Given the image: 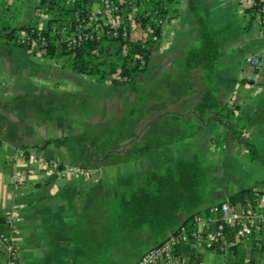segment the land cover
I'll list each match as a JSON object with an SVG mask.
<instances>
[{
    "label": "trees",
    "instance_id": "1",
    "mask_svg": "<svg viewBox=\"0 0 264 264\" xmlns=\"http://www.w3.org/2000/svg\"><path fill=\"white\" fill-rule=\"evenodd\" d=\"M6 1L0 0L5 9L0 16V60L11 66L21 58L20 50L38 53L44 61L104 89L99 96L98 91L74 92L56 83L22 86L16 92L17 86L9 89L14 93L2 88L7 95L0 94V140L12 141L26 159L35 154L46 164L55 163L59 172L72 167L86 175L146 157L193 136L212 121L224 126L217 136L232 134L246 149L249 161H261L244 126L234 130L231 125L235 111L214 93L219 40L192 0L188 4L197 24L198 43L186 50L180 67L154 81L148 80L152 49L168 11L178 0H133V7L128 0L122 1L118 14L123 18L128 19L127 12L135 8V31L123 24L104 23L103 17L89 19L93 3L103 9L100 0H36L32 13L20 23L15 21L21 13L19 6L11 8ZM243 13L250 22L257 17L256 6L247 3ZM105 19L109 20L108 15ZM61 58L66 62L60 63ZM259 84L264 88V82ZM117 94L129 100L118 109L106 110L104 100L115 99ZM258 119H264V105L246 115L247 122ZM47 123L76 125V130L47 137L49 146L61 151L58 157L42 156L41 144L33 141V126ZM206 170L204 155L196 151L147 169L139 178L129 177L110 195L94 192L89 205L63 232L70 243L85 251L75 264H135L181 227L193 231V217L207 212L210 205L227 201L256 207L264 194V180H260L211 202ZM8 221L0 213V235L10 238ZM226 237L229 244L222 249L207 247L204 236L201 244L219 255L226 253L229 258L223 264H264V225L253 230L246 242H234L231 232ZM174 253L184 264H200L203 259L192 240L178 244ZM15 254L16 247L8 253L0 240V264H17Z\"/></svg>",
    "mask_w": 264,
    "mask_h": 264
},
{
    "label": "crops",
    "instance_id": "2",
    "mask_svg": "<svg viewBox=\"0 0 264 264\" xmlns=\"http://www.w3.org/2000/svg\"><path fill=\"white\" fill-rule=\"evenodd\" d=\"M181 1L178 0L173 5V9L168 11L161 26L160 36L153 46L152 57L153 50H156L157 55L164 51L165 58H169L171 53L181 46V57L178 59L181 60L186 50L197 44V25L194 20L190 19V16L184 17L180 12L179 3ZM194 2H197L198 12L207 21L212 34L219 40V52L232 51L226 46L238 43L240 37L245 45L253 51L249 55H257L259 58V65L256 69L244 59L245 64L255 73L262 72L264 67V52H262L264 33L261 31L259 22L249 23L243 13L247 0H194ZM4 12V6L0 3V16ZM16 21L18 23V20ZM162 37L165 38L164 42H161ZM218 66L219 64L216 63L214 93L226 103L228 108L235 111L236 118L234 120L236 121L233 120L231 123L233 128L244 126L247 139L258 150L255 135L261 132V124L255 121L245 124L244 118L253 108L260 107L263 96L258 86V79L262 77L259 75L251 78V75L246 74V77L242 76L239 79V73H233V70L227 67L228 65L224 64L221 69ZM2 71L0 70V78L3 76ZM246 78L257 80L256 85H250L247 90L243 84L251 82L246 81ZM16 86V84L11 85L10 89ZM0 94L7 95L2 88H0ZM254 96H256V100L252 101ZM213 124L215 123L212 121L206 123L197 134L202 130L207 132ZM61 125L63 124L47 123L33 126V141L38 140V144H41L38 152H41L42 156L58 157L61 155V151L49 146L47 140V137L62 133V130L59 129ZM56 130L58 133H55ZM238 144L237 142L235 149L239 148L241 156L239 161L241 166L239 170L240 187L250 185L258 180L257 176L252 177L254 171L257 170V167L253 165L255 161H249L246 149ZM106 167L110 166L102 167L97 172L86 175H80L74 170L72 175L65 168L56 177L47 180V176L37 162L26 159L21 149L16 147L12 141L0 140V213L16 211V216L8 219L10 220L8 221L9 229L6 232L16 247L17 264H75V258L84 254L85 251L70 243L63 232L75 223L89 205L94 192L102 190L110 195L116 185L123 182V180L108 178L101 180L99 172ZM15 170L21 171L22 181L18 189H11V175ZM208 180L211 187L209 192L211 202L216 195L220 197L226 195L225 192H222L224 181L221 176L211 177L208 173ZM201 243V241L192 242V246L196 247L197 251L203 255L201 264H223L229 258L225 253L221 254V258L217 261L214 259L217 253L206 249Z\"/></svg>",
    "mask_w": 264,
    "mask_h": 264
},
{
    "label": "rangeland",
    "instance_id": "3",
    "mask_svg": "<svg viewBox=\"0 0 264 264\" xmlns=\"http://www.w3.org/2000/svg\"><path fill=\"white\" fill-rule=\"evenodd\" d=\"M189 0H182L179 3V8L181 9L180 12L183 13L184 17L190 16V19L194 20L193 14L189 10ZM193 1L195 8L198 11L196 3ZM11 2V3H10ZM9 2L6 1L7 5H10L11 8L14 6L18 7L21 10H18V15L16 18L18 23L22 22L25 17L29 16L32 11L36 0H11ZM2 3V2H1ZM93 10L96 9L97 3H93L92 5ZM199 13V12H198ZM15 18V21H16ZM258 18L253 17L249 23H257ZM196 23V22H195ZM197 25V24H196ZM251 32V31H250ZM165 38L162 37L161 42H164ZM198 43V42H197ZM184 45V44H182ZM230 48L232 51H224L219 53V58L216 63L219 64V69L223 68L225 64L229 67L230 70L239 73V79L246 74L251 75V78L254 76H261L262 78L258 79V86L259 89L262 91V101L260 102V107L262 108L264 105V88L261 84L264 82V67L262 72H254L252 68L248 67L245 64V57L251 56L249 55L251 51L242 39L239 37L238 43H233L227 45L226 48ZM225 48V46H223ZM229 49V50H230ZM183 50V49H182ZM153 57L151 54L150 66H149V78L148 80H156L162 74H164L168 70H174L182 64L183 58L181 60V46L178 49H175V52L171 53L169 58H165L164 51H161L160 54L157 55L156 50H153ZM223 53V54H222ZM30 54V53H29ZM21 58L18 57L14 63L10 66L4 60H0V70H3V76L1 79L4 81H0V88H6L8 90L7 93H14L9 91L11 85L16 84L17 90H19L22 86L28 87L31 84L38 85H51L56 83L59 88L68 89L74 92H97L99 96H101L103 92V88L95 85L92 82H88L87 80H83L82 78L70 74L65 68H58L57 66L53 65L50 62L44 61L38 53H33L32 55H28L27 52L20 50ZM24 57V58H23ZM60 63H65L66 58H61L59 60ZM215 71V69H214ZM232 73V72H231ZM251 73V74H250ZM246 77V76H245ZM251 82L250 84H243V86L248 90L250 85H256L257 80H250L248 78L245 79ZM261 85V86H260ZM12 90V89H11ZM117 94L115 96H110V99L104 100L103 104L106 110H113L114 108L118 109L119 104L122 101L129 100L126 97ZM128 95V94H127ZM125 96V95H124ZM130 97V95L128 96ZM256 96L253 97V100H256ZM260 97V95H259ZM79 113V112H78ZM236 117H234L235 119ZM244 118V117H243ZM242 118V119H243ZM236 121V120H234ZM255 122H259L261 124V132L258 135H255V139L257 140V144L259 149L257 150L261 161L253 162V165L257 167L252 175V177L257 176V180H264V119L263 120H254ZM251 122V121H250ZM244 123H248L246 121V117L244 118ZM74 125V124H73ZM72 124H63L59 126L61 132H70L72 130H76V125L73 126ZM239 129V127H234V130ZM220 131H224V126L220 123H216L211 125V127L206 130H202V132H196V135L183 139L179 142L174 144L164 146L158 150L151 152L148 156L134 159L128 162L119 163L116 165H112L110 167H106L99 172L100 179H115V180H123V182L128 180L129 177H137L139 178L140 175L150 168L161 167L163 164L175 157H190L193 152L201 151L204 155V165L206 166V171L210 174V176H221L223 178V193L228 194L234 190L239 188V170L240 166V153L239 148L238 150L235 149L237 146V138L232 136V134L228 135L227 138L219 135L217 133ZM55 133H58L57 130ZM237 134H235L236 136ZM239 136V135H237ZM239 145V144H238ZM247 156V155H246ZM68 172L74 174V171L66 167ZM242 171V169H241ZM207 173V175H208ZM72 174V175H73ZM234 179V180H233ZM242 182V180H241ZM235 183V184H234ZM219 184V182H218ZM234 184V185H233ZM220 197L216 195L217 198ZM208 199L210 196L208 195ZM221 255L217 254L214 259L219 261ZM212 259V260H214Z\"/></svg>",
    "mask_w": 264,
    "mask_h": 264
},
{
    "label": "built area",
    "instance_id": "4",
    "mask_svg": "<svg viewBox=\"0 0 264 264\" xmlns=\"http://www.w3.org/2000/svg\"><path fill=\"white\" fill-rule=\"evenodd\" d=\"M122 1L113 2L112 0H100L103 9L97 4L96 9L90 12L88 18L91 20H97L108 15L109 20L103 22H110L113 24H123L124 28H129L131 31L137 29V24L133 18L135 8H132L127 12V18H123L118 14ZM147 0H145L146 2ZM128 4L131 7L134 6L133 0H128ZM247 3H251L256 6V16L261 27V31L264 33V0H247ZM145 6V3L142 4ZM105 12V13H104ZM126 26V27H125ZM96 29V28H95ZM99 34L100 31L96 30ZM152 33V30L149 29ZM116 31H113L115 34ZM156 36L152 34V38ZM264 52V49L262 50ZM246 62L252 67H258L259 58L257 55L247 56ZM29 159L37 162L40 166H44L43 173L48 176L50 174L58 175L60 172L55 169V163L46 164L41 158L36 157L35 154H30ZM74 170L78 174H85L84 171L68 167ZM21 171H13L11 189H18L21 185L22 177ZM43 174V175H44ZM7 219L16 216V211H7L5 214ZM10 221V220H9ZM195 229L190 233L187 232L185 227L174 235H171L162 244L150 249L142 258H140L135 264H184L183 259L174 253L175 247L181 242H192L203 240L207 247H219L222 249L225 245H228L227 232H231L234 242H246L250 238L253 230H257L261 225H264V194L260 195L256 204V207H241L238 205H232L227 201H223L217 204H212L208 207L207 212L197 214L193 217ZM225 229H228L225 230ZM204 233V234H202ZM0 240L4 242L5 250L8 253L15 252V246L11 238H7L4 235H0ZM12 263V261H9ZM201 264V263H200Z\"/></svg>",
    "mask_w": 264,
    "mask_h": 264
}]
</instances>
